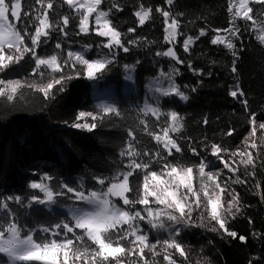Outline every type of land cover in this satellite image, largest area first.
Here are the masks:
<instances>
[{
    "label": "trees",
    "instance_id": "1",
    "mask_svg": "<svg viewBox=\"0 0 264 264\" xmlns=\"http://www.w3.org/2000/svg\"><path fill=\"white\" fill-rule=\"evenodd\" d=\"M118 3L119 9H113L110 19L124 33L125 46L128 52L115 49L113 62L107 71L98 80H89L80 75L69 80L63 92L59 87L54 91V99H46L43 93L25 87L19 97L11 102L0 97V201L9 196H20L21 203L8 201L9 208L21 225L28 228L49 227L60 221H70V217L56 209L52 212L45 205L32 203V195L43 198L38 189H31L29 184L39 181L45 173L52 177L46 181L57 192H64L52 204L55 208L74 207L83 205L61 187L67 184L77 190L102 191L107 187L100 185L96 177L110 178L118 170L126 171L128 157H121L120 151L127 142L128 129L136 135L134 143L138 150L149 151L155 160V153L161 152L170 163L195 166L203 159L209 163L206 171L219 172V182L229 186V191L239 193L240 211L235 218H229L226 227L235 231L238 236L232 238L220 231L209 229L214 222L205 219L206 226L200 224V212L193 213L195 225L178 226L180 234L178 240L188 252V261L179 253H173L177 264H264V130L258 125L264 122V44L257 39L256 29L252 21L237 19L236 27L240 29L238 36L231 37L236 45L229 50L222 44H212L216 35L214 29L229 27L231 14L228 12V0H174L172 5L167 0H103L101 8L109 9L112 4ZM151 7L152 18L144 25H139L134 13L139 4ZM23 11L35 16L40 5L35 0H22ZM54 7L49 10V16L54 25L64 15L74 17L75 11L68 7L64 0H53ZM254 9V18L257 23L264 20L261 15L264 7L258 3L250 5ZM170 11L180 21L178 57L184 63L162 55L169 47L164 40V18L156 9ZM183 13V15H179ZM11 19V17H10ZM78 20L73 19L65 31L54 29L50 37L36 49L39 56L59 53L66 56L68 51H79L84 45H92L87 52L89 59H95L98 47L106 38L99 37L94 31L89 34H77ZM21 29L27 27L34 31L28 17H23L17 25ZM60 26L63 27L62 22ZM94 25L90 24V27ZM135 28V32H128ZM206 29V34L195 40L190 50L181 49L182 42L189 35L200 33ZM228 37V33L221 32ZM134 40L135 44L127 41ZM30 45V40H26ZM61 44V49L55 45ZM233 51L236 55L233 56ZM237 71H232L233 63ZM125 65L134 66L133 79L135 96H127L125 87ZM34 58L29 54L19 64L11 65L6 73L0 72L9 79L14 77L29 83H47L49 72L41 69L44 76L34 74ZM175 72L174 82L180 90L188 96V100L177 97L163 96L159 98L161 110L164 113L176 111L184 118V128L180 133H170L181 147L180 152L173 151L167 155L162 145L156 143L143 130L140 120L148 122V130L160 132L165 126L166 116L157 121L151 114L144 115L142 109L149 103L148 85L156 82L162 72ZM244 95L233 97L230 92L236 86ZM194 89V90H193ZM247 100V106L243 101ZM101 103L115 104L121 112L117 117L109 115L98 121V127L89 131L85 128H75L77 111L96 112ZM250 113L256 114L257 132L259 140L257 148H247L255 158V167L248 166L247 170L240 164V157H231L230 153L243 144L249 135L252 125L249 123ZM207 120V123L204 121ZM67 122V123H66ZM91 123V119L88 118ZM232 135H228L229 130ZM219 144L228 152L223 153L224 159L238 171L232 172L224 168L223 163L211 154V145ZM195 148V153L192 149ZM147 162L149 157H137ZM235 160L236 163H232ZM152 163V170H158L163 164ZM254 172V175L249 173ZM237 177L242 183L235 182ZM142 177L130 178L134 183ZM194 183L198 186L199 177ZM230 197H225L227 200ZM141 209L142 205H136ZM5 212L0 210V218ZM144 232L149 234L151 243L169 238L167 231L151 229L146 221H140ZM79 234V230H77ZM45 233L38 232L37 239L43 238ZM71 235V234H70ZM245 236L246 241L238 237ZM62 238V237H61ZM157 251H160L158 248ZM149 261L153 260L150 253L145 252ZM158 264H167L163 255L156 257ZM127 264H138L136 257L125 258Z\"/></svg>",
    "mask_w": 264,
    "mask_h": 264
},
{
    "label": "snow or ice",
    "instance_id": "2",
    "mask_svg": "<svg viewBox=\"0 0 264 264\" xmlns=\"http://www.w3.org/2000/svg\"><path fill=\"white\" fill-rule=\"evenodd\" d=\"M40 5L36 9V15L33 17L28 12L23 11L22 0H0V72H4L13 64H19L25 59L26 55L34 58L35 67L32 69L34 74L44 76L41 69H47L49 80L44 84L36 82L29 83L25 80H4L0 79V97L11 102L19 97V94L25 87L43 93L46 99H54V91L59 87V91L65 90L64 85L71 79L80 75H85L89 80H98L113 62L114 50L119 48L128 52L129 48L125 46L123 39L124 33L110 19L113 9L120 10L118 3L104 10L101 8L103 0H64L69 8L75 11V16L64 15L56 25L50 19L49 10L54 7L53 0H35ZM169 5L174 0H167ZM258 3L264 7V0H228V12L231 14L229 27L225 29H214L217 33L211 40V43L222 44L229 50H234L236 45L231 37L238 36L240 29L236 27L235 21L243 19L253 22V27L257 28V39L264 44V20L257 27L254 18V9L250 5ZM151 7H145L139 4L134 15L139 25H144L152 18ZM164 18V40L172 43L180 35V21L170 11L161 8L156 9ZM179 15H183L180 13ZM264 16V12L261 13ZM11 17V19H10ZM23 17H28L34 31H29L27 27L21 29L18 23ZM78 20L77 34H89L94 31L96 35L106 38L98 47L108 49V54H98L97 58L89 59L87 52L92 45H84L82 50L68 51L66 56L54 53L47 56H39L36 49L39 45L50 37L54 29L67 36L65 29L70 22ZM62 22L63 27L60 26ZM91 25H94L90 27ZM135 28H129L128 32H135ZM206 29L200 30V36L206 34ZM228 33L226 38L220 33ZM196 37L195 39H198ZM26 40H30L29 43ZM194 38L188 36L183 41L184 51L187 52ZM128 44H135L136 41H127ZM56 49H61V44L55 45ZM157 55L171 57L178 63H184L174 48H167L164 52H158ZM236 52L233 51V56ZM126 70L131 71L134 66L125 65ZM178 70H173L172 74L161 73L162 78L168 80V87H156L155 92L163 96L176 95L182 100H188V96L180 90V86L174 82L173 76ZM232 71L235 73L237 67L233 63ZM131 79V77H127ZM194 90V89H193ZM243 96V91L237 85L230 95L237 97ZM247 106V100L243 101ZM96 112L80 111L75 117V122L71 125L75 128H85L89 131L98 127V121H102L109 115L121 116V112L115 104H98ZM140 111L146 116L151 114L159 121L161 116H166L165 126L160 132L148 130V122L140 120L143 130L162 145L168 156L173 151L180 152L181 147L177 140L170 133H180L184 128V118L176 111L164 113L159 103L155 105L145 103ZM91 119V123L88 122ZM207 123V120L204 121ZM67 123V122H66ZM249 123L252 125L248 137H245L243 143L247 148L249 139H252L251 148H257L255 136L257 132L256 114L250 113ZM259 129L264 130V122L259 123ZM233 130H229L228 135H232ZM127 135L129 141L120 151L121 157H128V163L125 165L126 171L118 170L110 178L96 177L100 185L107 187L102 191L77 190L62 184L61 187L68 193H73L76 201L82 202L85 206H74L69 208L70 221H60L49 227L28 228L21 225L15 218L9 208L8 201L22 202L20 196H9L0 201V210L5 212V216L0 218V264H124L125 258L136 257L138 264H158L156 257L163 255V260L167 264H177L173 259V253H179L188 261V252L185 246L178 240L180 227L195 225L193 213L200 212V224L196 226H206L205 219L214 222L209 230L213 232L220 231L229 237L237 238L235 231H230L227 227L229 218H235L239 213V193L234 190L229 191L227 183L221 185L219 182L220 173L206 171L209 163L203 159L195 166L170 163L161 152L157 151L153 161L152 153L149 151L138 150L134 141L135 132L129 128ZM264 144V138L261 139ZM192 151L195 153L196 149ZM228 149L219 144L211 145V154L223 163L224 168L236 172L238 168L224 159L223 153ZM149 157V160H137V157ZM231 157H240V164L247 170L248 166L255 167V158L251 152L240 151L237 149L230 153ZM163 164L158 170H152V163ZM232 163H236L232 160ZM254 175V172L249 173ZM134 176L142 177L135 183L130 179ZM199 177L198 186L194 183L196 177ZM52 180L47 173L39 181H33L29 184L31 189H38L43 193V198L38 195H32L29 200V206L32 203L41 205H52L56 198L64 195V192H57L46 183ZM242 183L239 177L235 181ZM230 197L227 200L225 197ZM114 198L122 201L123 207L116 202ZM136 205H142L141 209H136ZM140 221H146L153 230L167 231L169 238L163 241L157 240L151 243L149 234L144 232L140 226ZM79 230V234L77 233ZM43 232V238L37 239V233ZM71 234V235H70ZM62 237V238H61ZM241 241H246L245 236L238 237ZM160 251H157V249ZM153 257L149 261L145 252ZM190 264V262H189ZM197 264H201L197 261ZM249 264H252L250 261Z\"/></svg>",
    "mask_w": 264,
    "mask_h": 264
},
{
    "label": "rangeland",
    "instance_id": "3",
    "mask_svg": "<svg viewBox=\"0 0 264 264\" xmlns=\"http://www.w3.org/2000/svg\"><path fill=\"white\" fill-rule=\"evenodd\" d=\"M260 26V23H257V27H259ZM256 29V32H257V28H255ZM189 36H191V37H193L194 38V41H193V43L195 42V38L196 37H199L200 36V33H198V34H192V35H189ZM187 38V37H186ZM185 38V39H186ZM184 39V40H185ZM193 43L189 46V49H188V51L190 50V48H191V46L193 45ZM179 44V35L177 36V38H176V40L174 41V42H172V43H169V47H171V48H174V50L176 51V54H177V56H178V50H177V45ZM168 47V48H169ZM181 49L184 51V48H183V42H182V47H181ZM108 52H109V50L108 49H99L98 51H97V53H96V57L95 58H97V55L98 54H108ZM171 58V57H170ZM173 59V58H172ZM7 70V69H6ZM6 70L4 71V73H6ZM131 77V79H127V77ZM0 79H4V80H19V79H16V78H14V77H11V78H9V79H7V78H5L3 75H1V77H0ZM156 87H163V88H167L168 87V80L166 79V78H162L161 77V74L158 76V77H156V82L155 83H152V84H149L148 85V96H147V99H148V102H149V104H153V105H155L157 102L159 103L160 101H159V98H160V96H161V94L160 93H157V92H155L154 91V89L156 88ZM124 93L127 95V96H135V94H136V90H135V84H134V79H133V69L131 70V71H128V70H126L125 69V87H124ZM171 97H177V98H179V99H181L179 96H176V95H170ZM159 105H160V107H161V103H159ZM78 112H80L79 110L77 111V113ZM86 112V111H85ZM248 137V136H247ZM255 139V142L257 143V145H258V143H259V140L255 137L254 138ZM252 143V139H249V141H248V147L247 148H249L250 147V144ZM246 147H245V144L243 143L241 146H239L237 149H239L240 151H246V149H247ZM236 149V150H237ZM115 200H116V202L118 203V204H120L122 207L124 206L123 204H122V201H120L118 198H114ZM46 206V209L48 210V211H50V212H52V211H54L55 209L57 210V211H61V212H64V213H66L69 217H70V215H69V208L70 207H60V208H55L53 205H45ZM85 205L83 204V205H80L79 207H84ZM124 264H127V262L126 261H124Z\"/></svg>",
    "mask_w": 264,
    "mask_h": 264
}]
</instances>
